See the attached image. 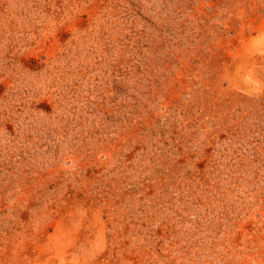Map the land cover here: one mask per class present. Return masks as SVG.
Returning <instances> with one entry per match:
<instances>
[{"label": "rangeland", "instance_id": "374dc122", "mask_svg": "<svg viewBox=\"0 0 264 264\" xmlns=\"http://www.w3.org/2000/svg\"><path fill=\"white\" fill-rule=\"evenodd\" d=\"M0 264H264V0H0Z\"/></svg>", "mask_w": 264, "mask_h": 264}]
</instances>
